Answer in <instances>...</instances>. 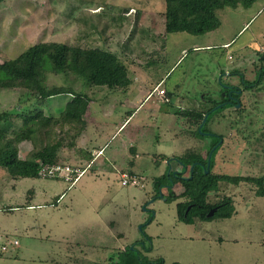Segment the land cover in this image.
<instances>
[{"label":"rangeland","instance_id":"374dc122","mask_svg":"<svg viewBox=\"0 0 264 264\" xmlns=\"http://www.w3.org/2000/svg\"><path fill=\"white\" fill-rule=\"evenodd\" d=\"M164 10L163 0L0 4V64L37 43H64L113 52L132 81L125 89L89 87L73 73L48 70L43 94L0 88V112L58 116L76 95L92 101L84 131L65 126L50 137L62 144L57 165L83 171L74 183L14 180L0 169V264H125L133 256L137 263L126 250L153 263L264 264V197L254 183H222L208 199L231 197V217L192 224L177 214L186 198L167 200L168 192L155 186L176 170L170 159L206 157L215 144L195 133L199 124L191 114L207 111L205 100L219 99L220 76L240 72L248 83L256 81L264 66V0L218 10L220 27L201 36L166 34ZM241 100V111L219 108L207 119L205 131L239 132V141L219 147L213 172L264 179V138L256 132L264 131V87L248 88ZM11 124L18 130L22 120ZM248 133L249 142L242 137ZM123 171L139 185L123 184ZM33 187L42 195L32 201L27 192Z\"/></svg>","mask_w":264,"mask_h":264},{"label":"trees","instance_id":"16d2710c","mask_svg":"<svg viewBox=\"0 0 264 264\" xmlns=\"http://www.w3.org/2000/svg\"><path fill=\"white\" fill-rule=\"evenodd\" d=\"M4 1L0 0V4ZM163 1L165 10L161 15L165 18L166 34L188 33L201 36L220 27L218 10L227 7L236 9L239 5L249 8L255 0ZM48 70L56 73H73L83 78L89 87L125 89L132 82L128 69L112 52L98 48L71 47L64 43L42 42L30 46L17 58L6 60L0 64V88H20L34 94H43L46 92L43 82ZM43 96L46 97V95ZM90 101L87 95H76L58 116L43 115L41 112L34 114L31 112L29 114L0 112V169L5 170L14 180L42 178L39 173L41 167L57 165L59 161V150L62 144L60 141H51L52 133L58 128L62 130L65 126L76 129L77 133L84 131L87 127L84 116ZM214 111L215 109H208L205 112H194L191 115L200 124L205 113L210 115ZM14 119L22 120V127L18 130L12 128L11 122ZM204 127L201 129L202 132L205 131ZM197 135L200 133L197 132ZM23 142H30L32 150L24 159H21L19 152ZM43 142L45 145L38 148ZM218 149L213 153L208 174H206L205 168L210 151L207 152L206 157L189 153L186 157L179 158L186 166L196 162L204 166L196 164L192 178L181 180L184 191L180 197L186 198V200L178 204V216L185 223L192 224L195 218L210 221L215 218H229L232 215L231 197H224L216 203H211L208 199L209 195L219 193L222 183L238 185L243 180L240 177L213 172ZM171 178L172 173H165L164 181L157 179L155 186L159 189L162 185L169 184ZM245 181L254 183L257 187V195L264 197V179H245ZM176 198L178 197L170 193L168 199ZM189 206L191 209L188 210ZM214 207H217L216 213L213 217H208L209 210ZM7 210L11 209L7 208ZM125 252L126 254H135L138 261L136 263L135 256H133V259L125 260V264H164L163 260L154 263L142 261L135 250L132 252L126 250Z\"/></svg>","mask_w":264,"mask_h":264},{"label":"flooded vegetation","instance_id":"af4514ba","mask_svg":"<svg viewBox=\"0 0 264 264\" xmlns=\"http://www.w3.org/2000/svg\"><path fill=\"white\" fill-rule=\"evenodd\" d=\"M260 56H262V60H264V54H262ZM263 68H264V66L261 68V70L259 72L260 76L256 77L255 78L256 81L251 82V83L250 82L248 83L247 79L240 72H238V73L237 72L229 73L228 75H226V77H225V74H222V76H220V79H218V81H217L219 86H220V88H221V91L218 94L219 95V99H217V100H215V99L205 100L204 97H203V101L205 100L206 102H210L211 107L209 109L218 110L219 108H222L223 110H229V111H233V112H235L236 110L241 111L242 107H243L241 97L245 94V92L248 90V88H252V87L254 88L255 87V88H258V89H262V87H264V80H262V72H264V70H262ZM228 78H229V81L226 80ZM230 80H232L234 82H232ZM255 82H257V83L254 84ZM238 104H240V106H238ZM205 114H209V113H205ZM202 122H203V120L199 124V126H198V128H197L195 133L197 134V132H199L200 133L199 136L202 135L204 137H211V138H214L216 140L215 144H213V146L210 149V153L212 152L211 158L213 156L214 151H216V149H218L219 147H222L223 145H225L227 140H228V142L232 141L233 143H236V141H239L238 140V135H236L237 133H239L237 128H235L234 130L232 129L230 132H228L227 136L219 135L218 133H214L213 131H203V132L200 131V129H202L205 126V124H207V120L203 124V126L200 127ZM231 126H234V125H231ZM249 128H251V127H249ZM251 129H253V128H251ZM250 131L251 130H249V132ZM256 132H258L260 134L259 138H261V139L264 138V131L263 130L258 129ZM249 135H250V133H248V135L242 134V137L243 138H247V137H249ZM256 135L257 134H255L254 136H256ZM250 138H247L248 142H249ZM210 153H209V155H210ZM209 155H208V157H209ZM173 162L176 163L177 167H176V170H169V172L172 173V178L169 180V184H164L161 187H159V189H160V191L165 189L168 192V198H169L170 193H173L176 197L181 198L180 196H181V194L183 192L180 193V194H176V192L174 190V187L177 186L178 184H181V180L191 179L195 165L196 164H200V163L196 162L195 164L186 166L177 157V158H173V159L169 160V166ZM210 163H211V161H210ZM207 164H208V162H207ZM200 165L202 167H204L202 164H200ZM209 169H210V167H209ZM169 172H168V174H169ZM205 172H206V168H205ZM186 173H188V175H186ZM206 174H208V173H206ZM222 175H225V174H222ZM228 176H230V175H228ZM236 177H240L241 178L242 176H240V175L238 176L237 175ZM242 179H243V177H242ZM248 179H254V178H248ZM244 180L245 179H243L242 181H244ZM168 198H167V200H169ZM178 198L174 199V201H177ZM179 203L180 202H178L177 205H176L177 214H179L178 213V204ZM189 209H191V206L188 207V210ZM214 209L217 211V207H214V208H211L209 210V212L214 210ZM216 211L214 212V214L216 213ZM209 212H208V214H209ZM214 214H213V216H214ZM186 215H187V212H186ZM178 218H179V216H178ZM195 220L202 221L199 218H195ZM195 220H194V222H195Z\"/></svg>","mask_w":264,"mask_h":264},{"label":"built area","instance_id":"2783aa9c","mask_svg":"<svg viewBox=\"0 0 264 264\" xmlns=\"http://www.w3.org/2000/svg\"><path fill=\"white\" fill-rule=\"evenodd\" d=\"M83 171H80L78 169H74L71 166L67 167H61L60 165H52V166H43L40 169V175L41 177H47V178H60L64 179L67 182H74L76 179L80 177ZM77 173V177H73L74 174ZM121 179L123 184L128 185V184H133V185H138L139 182L136 180L135 177H130L128 174H121ZM3 250H6V247H3Z\"/></svg>","mask_w":264,"mask_h":264},{"label":"crops","instance_id":"0c3cea01","mask_svg":"<svg viewBox=\"0 0 264 264\" xmlns=\"http://www.w3.org/2000/svg\"><path fill=\"white\" fill-rule=\"evenodd\" d=\"M113 53V52H112ZM91 104H92V101H90V103H89V106H88V109H87V112H86V114H85V116H84V118H85V120L87 121V117L89 116V115H91ZM94 119V118H93ZM95 120V119H94ZM88 125H89V123H88ZM124 126V124L121 126V127H123ZM23 149H26L25 150V155H27L28 153H29V151L32 149V145H31V143L30 142H23L21 145H20V152H19V156H20V158L21 159H24L25 157H23L22 155H24L23 153H22V150ZM103 149H101V148H99L98 149V151L97 152H99V151H102ZM28 151V152H27ZM93 154H94V152H93ZM102 156V155H101ZM101 156H99V157H101ZM99 157H97L96 159H98ZM96 159H95V161H96ZM125 174V172L123 171V172H121V174ZM121 174H120V176H121ZM77 175H73V177H76ZM53 179V178H52ZM55 179H57V180H59L58 178H55ZM54 180V179H53ZM53 180H50V181H52L53 182ZM50 181H48V182H50ZM65 181V180H64ZM65 182H67V181H65ZM74 183V182H73ZM139 185V184H138ZM28 193V196H31V200L33 201L34 200V198L35 197H38V195H42V194H40V192H37L36 190H35V188L33 187L32 189H29V191L27 192ZM62 197V195H60V197H58V199H55V201H54V203H56V204H58V201H59V199ZM34 207H36V208H39V207H41V205H37V206H35L34 204H32V203H29L28 204V206H27V208H32V209H34ZM10 209L12 210V209H17V207L15 208H12V207H10ZM15 242H17V244H15ZM13 245L15 246V247H17V246H19V243H18V241H14L13 242Z\"/></svg>","mask_w":264,"mask_h":264},{"label":"water","instance_id":"95a60500","mask_svg":"<svg viewBox=\"0 0 264 264\" xmlns=\"http://www.w3.org/2000/svg\"><path fill=\"white\" fill-rule=\"evenodd\" d=\"M238 106H240V104H238ZM208 116H209V114H205V115H204L203 122H202V124H201L200 127H202L203 124L206 122ZM200 131H201V129H200ZM211 155H212V152L210 153V155H209V157H208V164H207V166H206V173H209V167H210ZM192 168H193V167H192ZM161 196H162V194H161ZM215 211H216L215 209L212 210V211H210L209 214H208V217H212Z\"/></svg>","mask_w":264,"mask_h":264}]
</instances>
